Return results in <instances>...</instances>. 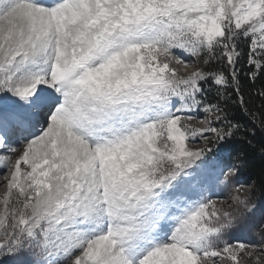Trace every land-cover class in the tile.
Returning <instances> with one entry per match:
<instances>
[{"label":"snow or ice","instance_id":"snow-or-ice-1","mask_svg":"<svg viewBox=\"0 0 264 264\" xmlns=\"http://www.w3.org/2000/svg\"><path fill=\"white\" fill-rule=\"evenodd\" d=\"M245 64L264 0H0V264H264Z\"/></svg>","mask_w":264,"mask_h":264},{"label":"trees","instance_id":"trees-1","mask_svg":"<svg viewBox=\"0 0 264 264\" xmlns=\"http://www.w3.org/2000/svg\"><path fill=\"white\" fill-rule=\"evenodd\" d=\"M240 80L243 94L248 101L247 108L249 111L241 110L238 104L230 105V111L231 115L247 129V135L234 142L233 148L236 152L245 153V158L249 160L239 179L254 185V189L250 191L253 192V200L258 206L254 217L258 222L260 217H257V213L264 212V155H261L259 151L261 145L264 144V130H261L259 126V121L264 114V96L260 95V92L264 91V76H259L253 81L249 66L245 64L240 74ZM214 92L215 90H213V94ZM248 140L252 142L251 145L246 142ZM254 230V232H250L251 230L244 231L242 229V235H240V230H237L238 235L236 237L240 238L238 240H244V242L259 243L264 239V235H261L257 229L254 228Z\"/></svg>","mask_w":264,"mask_h":264},{"label":"rangeland","instance_id":"rangeland-1","mask_svg":"<svg viewBox=\"0 0 264 264\" xmlns=\"http://www.w3.org/2000/svg\"><path fill=\"white\" fill-rule=\"evenodd\" d=\"M177 68H178V70L181 71V72H184V71H185V69H183L180 65H177ZM190 70H191V69H188V71H190ZM193 123H195V121H194ZM199 126L203 127V126H205V125H204V124H201V125H199ZM197 146H199V145H197ZM22 167H23V166H22ZM9 176H10V174H9ZM240 182L243 183L242 180H240ZM5 183H6V181H5V178H4V176H3V173H2V171H0V185H3V184H5ZM245 185H249V184H245ZM5 190H6L5 187H0V196L3 195V193H4ZM248 190L250 191L251 189H248ZM228 193H229V192L221 193L220 189L217 188V189L215 190V194H213V193H209V195H212V197H213L214 199H217L218 203H219L220 201H223V202H224V206L227 207V204L230 202V199H229L230 196H229L228 198L224 199V200H220V199H218V197H221V196L224 197V196H226ZM260 216H261V212H258V213H257V217H260ZM247 230H251L250 232H254V231H255L254 228H253V229H252V228H244V231H247ZM237 235H238V232L235 231V232L232 234L231 239H232L233 241L240 239V238H237V237H236ZM240 235H242V234H241V230H240ZM242 241H244V240H242ZM262 259H264V257H262ZM248 264H252V262H251V261H248Z\"/></svg>","mask_w":264,"mask_h":264},{"label":"bare ground","instance_id":"bare-ground-1","mask_svg":"<svg viewBox=\"0 0 264 264\" xmlns=\"http://www.w3.org/2000/svg\"><path fill=\"white\" fill-rule=\"evenodd\" d=\"M242 181H243V183L242 184H248L246 181H244L243 179H242ZM249 185H251V184H249ZM230 196V193H228L226 196H224V197H218V199H220V200H224V199H226V198H228ZM230 199V198H229Z\"/></svg>","mask_w":264,"mask_h":264}]
</instances>
